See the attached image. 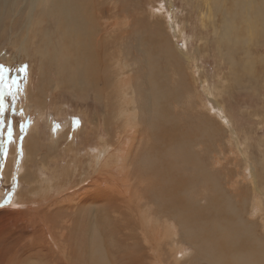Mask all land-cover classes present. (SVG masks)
Masks as SVG:
<instances>
[{"label":"rangeland","instance_id":"374dc122","mask_svg":"<svg viewBox=\"0 0 264 264\" xmlns=\"http://www.w3.org/2000/svg\"><path fill=\"white\" fill-rule=\"evenodd\" d=\"M212 2L211 0H124L121 4L122 10L125 9L123 11L124 14L121 12L119 18L118 16L115 17V20L120 19L119 22L123 28H120L117 32L120 35V39L117 40L116 44L112 45V49H121L122 46L127 49L126 60H128L129 64H127V68L124 71L133 80V88H135L140 106L139 122L142 127L141 134L137 135L138 139L135 145L138 148L132 151L128 162L131 173L125 169L121 179L126 181V177L131 180L133 176H136V181L142 180V183L138 181L139 183L135 186L130 185L129 187L136 192L137 196H144V199L153 201H149L151 209L149 210L150 215L148 218L152 222L150 225L147 223V219L143 220L140 217L139 212L133 214L132 211L136 200L132 202L116 200V194L109 191L106 203H87L86 201H91L94 196L99 200L97 195V193H100L99 189H95L93 193L85 194V200L80 203L66 206L67 208L62 207V205L59 214H55L56 216L53 217V220L51 219V221L55 222L54 228L40 222L37 224L33 223L35 222L33 212L24 206L28 200H31L29 199V189L31 188L29 180H32L30 175H35L41 179L46 177V180L49 178L55 179L54 174L59 175L65 164L74 161L77 157H79V168L87 166L89 157H83L82 155L87 148L94 150L102 140L109 137L108 128L110 129L111 126L106 124L105 120L113 118L117 103L109 87L105 89V98L109 101H103V99L98 98L96 100L91 88V91L89 89L83 91L65 89L60 86L61 82L52 73V66H50L51 64L49 65L50 61L46 57L42 61L41 54L37 50L38 44L41 42L38 37L40 28L37 26L30 25L28 27L29 34L27 32L25 34L22 31L26 39H34L29 43L22 41L26 51H22L19 58H14L17 52L14 47L19 46L21 43L17 35H22L20 30L23 26L21 25V17L24 12L26 13L23 7H20V10L23 8L22 11L18 7L14 8V11L18 9L17 13L15 12L14 15L13 13L9 14L10 17L7 16L8 18H5L7 21L0 23L2 27L0 28V64L9 69V71L4 72L5 83L9 84L11 91L15 93V99H13V96L8 95L7 91L4 95L5 125L2 129L4 133L2 139L5 142L0 144V212L6 213L3 216V225L11 227L7 231L9 233L17 232L18 229L12 226L15 222L20 223L22 221L20 219L21 221L18 222L17 220L20 217H14L17 211L29 214L27 224H31L30 231L33 232V228L37 229V227H40L41 232L39 235L43 239L42 246L36 247L34 238L30 237L28 239L25 237L26 241H21L20 244L30 249L29 254L22 258L18 257V259L12 261V264H89L87 257L89 253L93 255L95 253H97L96 255L100 254L99 256L103 258L102 264H157V260L149 250L148 244L144 241L140 231L141 225L143 224L144 229L149 231L151 226L157 224L155 218L159 220L162 213H157L156 215L151 213L157 203L169 217L181 211L180 207L171 204L165 197L159 198L155 196L157 194L156 188L170 190L173 182L178 179L184 180L187 183V188L194 190L191 193L197 194V196L191 194L189 196L202 208L199 213L202 217L197 216V213L196 216L193 214L190 220L192 223L206 220L205 216L209 215L204 214L203 210L205 209L203 207L208 202H210L211 206L213 205L216 200L212 197V192L217 190L220 195L231 198V202L229 200L227 205L229 204V207L231 205L233 211L234 209L242 208L239 214L243 215V219L253 221L252 223H255L253 225L254 229L255 227L260 228L261 226L259 225H264V169L260 167L264 163V25L261 23L262 34H256L253 37V41L249 43L246 22L235 23V20L239 21V15H241L243 20L249 21L250 17H252V21L256 20V17L250 15L252 10H246L247 5H249L247 4L248 1L242 0L240 6L239 4L233 5V9H231L234 12L225 10L229 0L225 2L226 7L225 4L224 6H218V3H213L214 9H212L216 12H210L209 6L212 7ZM107 4L105 6L107 13L120 11L119 8L113 10L110 7L111 4L108 2ZM152 9L154 12L151 11ZM17 15L19 19L16 17ZM224 18L230 22V26L233 25L234 27V29H229L226 25V32L231 37L234 36L233 38L235 39L233 40L232 38L233 42L236 41L232 52L225 49L224 45L217 40ZM137 19L139 20L138 30H134ZM115 20L114 18L110 19V21ZM41 26H46L47 31L50 29V32H52V34L49 32L50 35L54 36L52 23L47 22ZM254 28L256 30L259 28L258 22L254 23ZM16 31L20 32L15 33ZM152 31L156 32L152 33ZM159 37H164L167 41V46L171 47L180 57L179 74L174 73V70H172V67L176 68L174 65L165 70L160 67L164 62L163 56H160V59H162L160 63L157 54L156 56L152 55L154 59L148 57L146 59V53L138 52L140 50L139 44H137L139 40L151 39L150 44L155 47L158 45ZM255 38L256 41L254 42ZM237 41L239 42L237 43ZM252 43L253 48L250 45ZM49 50L51 49L49 48ZM155 53L153 52V54ZM149 59H151L153 65L152 63L145 65ZM157 64L158 67H155ZM23 65H27L26 73L19 71ZM150 68L151 70L154 69L155 74L159 72L157 68H160L159 74L156 76ZM41 70L45 79L40 78ZM150 72L152 75L154 74V77H152ZM50 74L54 75L53 78ZM138 74L141 75L140 78ZM110 75L112 79L116 75V71L111 70ZM158 75H162L168 81L166 84L174 92L176 88L177 91L179 90L176 96L178 104L175 108L172 105L169 107L168 102H163L173 112L174 117L178 114L181 117V121L185 120L183 123L187 124H185V128H181V130H184L183 135L186 138L180 139L182 138L180 137L176 141L173 140L175 143L174 147L169 142H163L162 144L161 139L155 137L154 133H160L161 126H159L160 124L156 121L155 116L152 117L153 107L151 103H144L143 105L144 92L147 89L149 90L152 78V82L156 81L155 86L157 85L156 87L158 88L156 90L163 88L164 81L162 80L165 79H161L162 77L160 78ZM12 80L17 81L19 85L18 91L16 85L12 84ZM40 80H42L41 85L43 83L44 86V91H41V93L39 91ZM147 80H150L149 85L146 82ZM37 98H39L43 107L40 104L36 105L35 100ZM117 100H119V97H117ZM160 102L157 101V108H161L163 105L162 100ZM106 103H109L107 109L105 107ZM192 118H195V120L193 119L195 122ZM198 118L199 120L200 118L205 119L207 121L205 122L209 125L208 127L216 130L217 135L213 138L214 140L207 135L205 136L206 139L205 137L195 139L189 136L188 127L192 131L199 124L200 126L204 125V122L203 124L200 121L199 123L197 122ZM74 121H78V123L74 124ZM8 122H11L13 127L11 143L6 142ZM164 122L168 123V121ZM164 122L161 125L165 124ZM21 125L24 126V132L20 130ZM57 125L59 127H56ZM34 126H36V131L32 133ZM199 128V133H205L203 126ZM175 131L178 132V130ZM28 134H31V139L35 141L31 140L25 150L24 140ZM161 136L164 135L162 134ZM21 137L23 138L21 139ZM116 138L111 129L109 140L114 141ZM32 142L36 143L33 144ZM181 142L183 143L180 144ZM182 148L186 150L185 156H183L184 159L183 161L178 159L175 162L169 155L172 154L171 152L174 149V152H177L178 150L182 151ZM151 154H156L160 159V161H155L151 165L153 172H155L156 180L150 179L145 172H139L136 169L137 167L143 168L141 159ZM214 157H219V167L217 165L215 167L217 163L214 161ZM5 162L6 164H11L8 167L11 173L9 179L3 173V167L6 166ZM144 170L147 171V169ZM24 171L25 173L27 171V174H24ZM205 172L211 174L210 177L214 176L211 181H217L215 186L210 184L209 188V184L204 185L203 174ZM28 173L30 174L28 175ZM238 173L248 175L249 180H241L239 178V180L235 181ZM256 176L259 180H255ZM80 178L81 175H74L76 182H79ZM58 181L60 182L56 184L61 185V176ZM251 181H257V183H252ZM71 186L72 184L69 187ZM253 186L255 190L254 188L252 190L255 192L253 193L255 197L251 199L248 195L249 200H251L250 205L244 192L246 189L250 190ZM152 187L153 192L151 194ZM73 188H77V186L75 185ZM66 191L64 190L63 192ZM55 192L56 196L52 197L50 195V199H58L63 196L57 195V191ZM153 194L155 195L152 197ZM239 194L242 197L244 195V199L241 196L239 199ZM215 196H218L216 192ZM142 199L139 202H142ZM163 200H166L164 204H162ZM47 201L51 204L46 199ZM46 202L42 204V206L44 205L43 207L41 205H36V207L39 209L42 207L41 211L46 210L49 215H52L45 207L48 203ZM238 203L242 207L237 206L239 205ZM115 206H124L125 208L120 212H125L114 211ZM245 206L246 208H244ZM65 209L68 211H65ZM247 209L253 210V217L250 216L251 214L246 213L248 212ZM69 217L72 222L69 221L68 223L65 220L69 219ZM233 219L239 218L233 217ZM237 223L242 224L240 221ZM260 229L262 230V228ZM256 233L258 234L257 230ZM181 235L183 239L179 240L180 242L176 240V245L187 241L184 243V249L192 253L189 257L190 262L186 261L188 262L187 264H209L206 259L194 258L193 256L195 249L196 251L198 249L205 251L201 245L198 247L195 244L199 241V238H196V236H185V239L182 233ZM18 236L23 237V234L20 233ZM53 238L64 248L59 251ZM134 242L136 245H134ZM227 244L228 242L220 246L225 255H228V249L232 243ZM4 245L5 243L2 242L0 248ZM98 251H100L99 254ZM164 252L166 254L162 256V261L171 262V258L174 255L169 253L166 247ZM32 253L37 255L35 254V257L31 258L30 255ZM208 254V259L213 261L210 257V252ZM17 256L15 255V257ZM192 256L193 259L191 258ZM234 261H239V258L230 260V262Z\"/></svg>","mask_w":264,"mask_h":264},{"label":"bare ground","instance_id":"6f19581e","mask_svg":"<svg viewBox=\"0 0 264 264\" xmlns=\"http://www.w3.org/2000/svg\"><path fill=\"white\" fill-rule=\"evenodd\" d=\"M123 1L124 0H0V23H4L5 21H7L6 20L8 18L7 16L10 17L9 14L13 13L14 15L15 12L18 11V9L20 10V7H23L24 10H26V13L23 11L24 12V13L22 12L23 16L21 14L22 16L21 25H23L22 28L20 29L21 32L23 31L25 34L26 32L28 33L29 32L28 27L30 25L37 26L40 28L39 31L40 35L38 37L41 42H39L37 50L41 54L42 61L43 58L45 59V57L47 58V60L50 61L49 65L51 64L50 66H52V73L61 82L60 86H63L65 89L69 88L73 90H83V91H85L86 89L90 90L91 88V90L94 93V96L96 97V100L98 98V99H103V101L104 100L109 101L105 98L106 96L105 89L106 87H109L111 88L110 90L112 96L117 103V107L115 108L113 118L111 120L107 119L108 121L105 120V123L111 126L110 129L108 128L109 137L112 129L113 134L117 138L114 141L109 140V137L105 138L104 140L101 141L100 144L97 145V148L94 150H90L89 148H87L85 150V153L82 155L83 157L84 156L89 157L87 161L88 164L87 166H81L79 168V162H78L79 157H77L74 161L65 164V166L62 168V171L59 172V175L54 174L55 179L49 178L46 180V177L45 179H41L39 177H36L35 175L34 176L30 175L32 180H29L31 186V188L29 189V193H30L29 199L31 200H28L26 202V205L24 206L27 207V209H31V211L33 212L34 220H35V222L33 223L37 224L38 222H40L42 224H48L49 226L53 227V225H55V222L51 221V219L53 220V217L56 216L55 214H59L62 205H63L62 207L67 208L66 206H73L74 204L80 203L85 200L84 198L85 194L93 193L95 189L100 190V193H97V195L99 196V200H97L96 197L94 196L91 201H86L87 203H91V202H95V203L101 202V204L106 203L110 191L116 194V200L118 199L124 202H132L133 200H136L135 207L132 211L133 214L139 212V215L140 217L143 218V220L147 219V223L149 225L152 223L151 219H149L148 217L150 215L149 210L151 209L150 202L153 201L149 199H144L145 198L144 196H137L136 192L133 191L131 187H129L130 185L135 186L139 182L142 183V180H138L139 182L136 181V176H133L131 180L128 177H126L125 178L126 181L121 179V176L123 175L122 173H124L125 169H127V171L131 173V170H129L130 166L128 165V162L131 157L132 151H135V149L138 148L135 145L137 144L138 136L139 134H141L140 132L142 130V127L140 126V122H139L140 106H139L138 97L136 96L135 88H133V80L132 77H128V74L124 71L127 68V64H129L128 60H126L127 49H125L124 46H122L121 49H116V48L112 49V45L116 44L117 40L120 39V35L117 32L119 31L120 28H123L122 24L119 22L120 19L115 20L116 16H118L119 18L121 12L122 14H124L123 11L125 9L122 10L121 7ZM211 1L213 2H212V7L209 6L210 12L213 11L216 12L215 10H213L214 9L213 3L214 4L218 3V6L221 5L224 6L226 2V0H211ZM241 1L242 0H229L228 6L226 7L225 4L226 8L225 7L224 8L227 12H234L232 11L233 9L232 6L235 4H239L240 6ZM246 1H248L247 4H249L247 5L246 10L249 9L252 10L250 11L251 13L250 15L256 17V20L252 21V17H250L249 21L243 20L241 15H239L238 16L239 21L235 20V23L243 22V21L246 22L247 24L246 32L249 35L248 42L250 43L251 41H253V37H255L256 34H260V33L262 34L263 31L261 23L264 25V0L261 1L246 0ZM107 2L111 4L110 7L113 10L119 8L120 11L115 13H112L111 11L110 13H107L105 11V6L108 5ZM16 7H18V9L14 11V8ZM153 9L151 10L152 12H154ZM36 10L37 12L34 13V11ZM34 14H36V16H34ZM150 14L152 13L150 12ZM16 17H18V15ZM111 18H114L115 21H110ZM123 19L125 20L124 17ZM47 22L52 23L54 29L53 32L54 36L50 35V33L52 34V32H50V29H48L47 31V29L45 28L46 26L45 27L41 26L44 23L46 24ZM138 22L139 20L137 19L135 22L134 30H138L137 28ZM255 22H258L259 24V28L257 30L254 28ZM229 24L230 22H228L227 19L224 18L221 25V32L217 40H219V42L224 45L225 49L231 50L230 52H232L234 50V42L236 41L233 42L232 38L234 36L231 37L228 34V32H226V25L228 26L229 29L230 28L234 29L233 25L230 26ZM0 28H2L1 25ZM18 32L16 31L15 33ZM23 32L22 35H17L18 39L21 40V43L19 46L14 47V49L17 50L15 54L16 56L14 58L16 57L19 58V56H21L22 54V51L23 52L26 51L25 50L26 47L23 46L25 42L29 43L31 42L32 39H34V38L26 39V36L25 37L23 36L24 34ZM153 32L156 31H152V33ZM121 36L123 35L121 34ZM152 37L154 36L152 35ZM234 39L235 38H233V40ZM22 41H24V43ZM150 41L151 39L143 40V41L139 40L140 43L137 42V44H139L140 47V50H138V52L141 53L142 51L143 54L146 53L145 55L146 59L147 57L153 58L152 55L156 56V54L159 56V59L161 58L160 56H163L164 62L162 65L159 64L160 67H162L165 70L166 68L171 67V65H174L176 66V68L172 67V70H174V73L179 74L178 70L180 69L179 66L181 64V59L171 47L169 48L167 46L166 39L164 37H159L158 45L155 47H153L152 44H150ZM154 41L156 40L154 39ZM255 41L256 38L254 42ZM238 42L239 41H237V43ZM250 45L252 46V48L254 47L253 43ZM49 48L51 50H49ZM153 52L156 53L153 54ZM180 53L183 56H185L186 59H188V57L182 51H180ZM161 60L162 59H160V63ZM172 60L174 61L172 62ZM148 63H152L151 59L147 60L145 65H148ZM154 66L153 68L155 69V67H158V64L155 67ZM154 69L151 71L154 72ZM111 70L116 71V75L112 79L110 75ZM157 70L160 72V68L159 69L157 68ZM159 72L157 74H159ZM53 74H50L52 78L54 76ZM154 74L153 75L151 74L152 77H154ZM157 74L155 75L157 76ZM39 75L40 78H44L42 70L40 71ZM162 75H158V76H160L161 78ZM140 77L141 75H139V78ZM147 79H149V77H147ZM161 79H165V78L162 77ZM152 80L150 82L149 90L147 89L144 92L145 94L143 98L144 99L143 105L144 103H148V104L151 103L153 107V114L151 112L150 113L152 114V117L155 116L156 121H158L160 124L159 126H161L160 127L161 134L154 133L155 137L161 139L162 144L163 142L164 143L169 142L170 145L174 147L175 143L173 142V140L176 141L180 137H182L180 139L186 138L183 135L184 130L183 129L181 130V128H185L186 123H183L185 122V120L183 122L181 121V117L178 114L175 115L174 117L173 112H171L164 103L168 102L169 107H171L170 105H172V107L175 108L176 105L178 104L176 100L177 99L176 96L179 90L177 91L176 88L174 92L172 88H169L168 85L166 84V82H168L166 79L162 80L164 81L163 88L161 89L160 87L161 90H156L157 88L156 87L157 85L155 86L156 81L152 82ZM41 81L42 80H40V84H39L40 93L41 91H44V86L43 83L41 85ZM149 81L150 80L146 81L148 82V85H149ZM117 97H119L120 102L119 100H117ZM29 100L33 101L32 99ZM160 100H162V102L163 101L165 102H163L161 108L159 107L157 108L156 107V104H158L157 101L160 102ZM35 102L36 105L38 106V104H40L39 98H37ZM108 104L109 103L105 104L106 109ZM41 107L43 106L41 105ZM193 119L195 120V118H192V120ZM164 121H168V123L166 124ZM199 121L202 124L204 122V125L202 126L204 128L205 133H199L200 132L199 127H202L199 124L197 128H193V129L191 128L192 131H190V128L188 127L189 136L195 139H199L207 135L208 137H212L213 139L217 135L216 130H214V128L212 127H208L209 125H207L206 123L207 121L205 119L200 118L199 120L198 118L197 122L199 123ZM162 122H164L165 124L161 125ZM175 130H178V132H176ZM35 131H36V126L32 128V133H35ZM162 134L164 136H161ZM31 136H32L31 134H28L24 140L25 150H26V146L27 147L29 146L28 143L32 140ZM32 141L35 140L33 139ZM182 143L183 142H181L180 144ZM153 144L155 145L154 142ZM184 148L186 147L184 146ZM174 151L175 149L171 152L172 154L169 155L170 157H172L171 159H173L175 162H177L178 159H181V161H183L184 159L183 156H185L186 150L182 148V151L179 150L177 152ZM214 158H215L214 161L217 163L215 164L216 167V165L218 166L220 164V159L219 157H214ZM141 160H142L143 168L137 167L136 169L139 172H145L150 179L156 180L154 175L155 172H153L151 165L155 161H160V159L156 156V154H151L147 157L142 158ZM10 165L11 164H6V166L3 167L4 168L3 173L4 175H6L8 179L10 178V174H11L10 169L8 168ZM260 167L264 169V163L263 166ZM144 169H147V171H145ZM24 174H27V171L26 173L24 171ZM29 174L30 173H28V175ZM74 175H81V178L79 180L81 184L78 181L76 182V180L74 179ZM210 175L211 174H208L207 172L203 174L204 185L209 184L208 186L209 188H210V184H213L215 186V183L217 182V181L212 182L211 179L213 180L214 176L210 177ZM60 176H61L62 184L57 185L56 183L60 182L58 181ZM248 177L249 176L246 174L242 175L241 173H238L235 181L239 180V178H241V180L243 179L249 180ZM255 180H259L257 176L255 177ZM251 182L257 183V181H251ZM71 184L72 186L69 187ZM75 185L77 186V188H73L75 187ZM187 187H188L187 183L184 180L178 179L175 182H173V186H171L170 190L165 188H161V189L156 188L157 194L152 195V197L154 195L156 197L158 196L159 198L165 197L167 201H169L173 205H177L181 209V211L177 212L176 215H171V217H169L162 210L159 203H157V206L151 212L152 214L155 215L157 213H162L159 220L158 218H155L157 224H155V226H151L149 231H146L144 229L143 224L141 225L140 231L142 233V236L144 237V241L148 244L149 250L153 253L154 258L157 260V264H187L188 263L186 261L187 260L189 261V257L192 255V253L184 249L185 246L184 243L187 241H185L182 244L176 245V240L181 241L183 239L181 233L184 235V238L185 236H189V237L196 236V238L197 237L199 238V241L196 242L195 244L198 247L201 245L205 251L199 249L196 251L195 249L193 256L194 258L196 257V258L206 259V261L209 262V264H264V235H263L264 225H259L261 226L260 228H262V230L259 227H255V229L258 231L257 234L256 230L253 227L255 223H252L253 221H248L247 219H243L242 218L243 215L239 214L242 208L238 210L234 209L233 211L231 205L230 207L228 206L229 204L227 205V203L231 202V198L229 199L228 196L220 195L219 191L217 190L215 192L218 196H215V192H212L213 193L212 197L216 200L213 203V205L211 206L210 202H208V204L203 207L205 209L203 210L204 214L206 213L209 215V216L207 215L205 216L206 220L192 223L190 220L192 219L193 214L195 216L197 214H198L197 216H201L199 213L202 210V208L198 206V204H196L194 200L191 199L192 197L189 196L190 194L197 196V194L195 195L191 193L194 190L188 189ZM68 188L69 190H67ZM253 188L254 186L250 190L246 189L245 192L243 191L247 200H249V196L251 197V199L255 197V195L253 194L255 193L254 192L255 188L254 190H252ZM64 190L67 191L63 192ZM55 191H57V195H63V196L58 199H50V195L52 197L56 196ZM152 192H153V187L151 194ZM259 193H261V191H259ZM240 196L241 195L239 194V199ZM243 197L242 199H244ZM46 199L49 200L51 204H49L48 201L47 203ZM141 199L142 202H139ZM166 200H163L162 204H164ZM45 202L47 203L45 207H47V210L51 212L52 215H49L46 210L41 211L42 207L44 206V205L42 206V204L43 203L45 204ZM249 203L251 205V200H249ZM36 205H41L42 207L39 209L36 207ZM237 206L242 207L240 204ZM123 208L125 207L115 206L114 211L120 212ZM244 208H246V206ZM65 211L68 210L65 209ZM246 213H249V215L251 214L250 216L252 217L254 216L253 210H248V212ZM5 214H6L5 212H0V247L2 245V242L5 243V245L2 248H0V264H12V261H15L16 259H18V257L22 258L25 255L29 254L30 249H27L24 247V245L20 244L21 241H26L25 237L28 239H30V237L34 238L36 247L42 246L43 239L40 238L39 235L41 232L40 227H37V229L33 228L32 230L33 232L30 231L31 224L30 225L27 224L29 214H26L22 211H17V213L14 215V217H20L17 220L18 222L21 221L20 219H22V221L20 223L15 222L14 225L12 224L13 225L12 227H16L18 231L12 233L7 232L8 229H10L11 227L3 225L4 222L3 216ZM211 217H213L212 220ZM233 217L239 219L234 220ZM71 220L69 217V219L65 221L69 223V221ZM238 221H240L242 224L237 223ZM198 223L199 225H197ZM20 233L23 234V237L18 236V234ZM179 235L181 237L180 239H179ZM51 237L53 236L51 235ZM53 241L57 249H59V251L61 248H64L63 246L59 245L57 241L54 240V238ZM226 242H228V244L232 243L230 245V248L228 249V255L223 254L222 250L220 249V246L222 244L225 245ZM240 243H242V245H240ZM134 245H136L135 242ZM165 247L166 250L169 251V253L174 255L173 258H171L172 259L171 262L166 263L165 260L162 261V256L166 254L164 252ZM207 251L210 252V257L213 259V261L208 259L209 254ZM99 253L100 251H98V254ZM35 254L32 253L30 257L34 258ZM96 254L97 253L93 255L92 253H89L87 255L89 264H102L103 258L99 256L100 254L99 255ZM15 255L18 256L15 257ZM193 256L191 257L192 259ZM234 258H239V261L230 262V260H233ZM18 262H20V260H18Z\"/></svg>","mask_w":264,"mask_h":264},{"label":"snow or ice","instance_id":"6c2138e0","mask_svg":"<svg viewBox=\"0 0 264 264\" xmlns=\"http://www.w3.org/2000/svg\"><path fill=\"white\" fill-rule=\"evenodd\" d=\"M9 71L4 65L0 64V144L4 143L2 137L4 135L2 129L3 126L5 125V105H4V95L5 92L7 91L8 95L13 96V99H15V93L11 91V86L7 83H5V77H4V72ZM20 72H27V65H23L19 69ZM12 84L16 85L17 91L19 90V85L17 84L16 80H12ZM78 123V121H74V124ZM56 127H59L58 125ZM21 132H24V126H20ZM55 130V129H54ZM13 138V127L11 122H8L7 124V143H11ZM23 137H21L22 139Z\"/></svg>","mask_w":264,"mask_h":264}]
</instances>
